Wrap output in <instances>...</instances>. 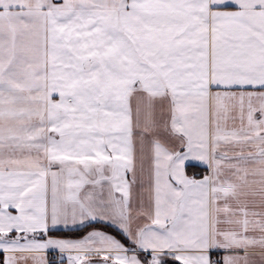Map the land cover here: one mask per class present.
Listing matches in <instances>:
<instances>
[{
  "label": "snow or ice",
  "instance_id": "snow-or-ice-1",
  "mask_svg": "<svg viewBox=\"0 0 264 264\" xmlns=\"http://www.w3.org/2000/svg\"><path fill=\"white\" fill-rule=\"evenodd\" d=\"M0 264H264V0H0Z\"/></svg>",
  "mask_w": 264,
  "mask_h": 264
}]
</instances>
